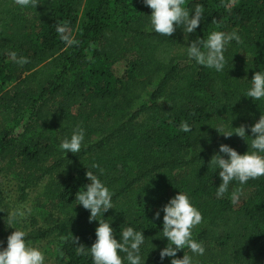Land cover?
I'll list each match as a JSON object with an SVG mask.
<instances>
[{"label": "trees", "instance_id": "1", "mask_svg": "<svg viewBox=\"0 0 264 264\" xmlns=\"http://www.w3.org/2000/svg\"><path fill=\"white\" fill-rule=\"evenodd\" d=\"M38 2L0 0V174L31 209L22 226L28 242L54 243L53 264H92L75 253L70 233L86 247L95 240L97 222L75 205V193L97 163L103 175L90 170L114 193V209L103 217H112L117 239L126 226L142 230L145 264H161L167 239L160 236L163 213L153 219V212L178 191L203 216L193 229L206 249L199 264H264V177L232 182L217 197L220 180L208 168L220 143L239 153L250 143L212 127L247 126L264 115V101L242 95L253 73L264 71V0H188L206 13L196 35L235 29L242 37L229 45L221 73L187 58L180 29L169 37L154 32L142 0ZM57 23L69 26L76 43L59 39ZM10 50L27 63H13ZM184 121L190 133L180 130ZM76 125L86 146L64 156L59 143ZM10 233L0 222V247Z\"/></svg>", "mask_w": 264, "mask_h": 264}, {"label": "clouds", "instance_id": "2", "mask_svg": "<svg viewBox=\"0 0 264 264\" xmlns=\"http://www.w3.org/2000/svg\"><path fill=\"white\" fill-rule=\"evenodd\" d=\"M15 3L20 7L35 8L39 2L15 0ZM142 3L151 9L148 20L154 32L169 37L180 29L183 33L182 39L185 41L182 44L183 52L187 58L217 73L223 72L228 64L225 52L229 45L232 42L243 43L242 37L235 29L227 32L212 30L206 37L196 35L197 28L206 14L202 3L189 4L188 0H142ZM55 31L66 46L76 43L66 23H57ZM190 34L195 38L190 39ZM8 56L13 63L19 65L27 63V57L18 56L14 50H10ZM248 80L250 86L242 95L252 98L253 101H264V71H255ZM179 127L184 133L192 131V125L187 121L182 122ZM246 127L249 134H246ZM212 128L225 139L235 134L244 140L246 137L250 140V143L247 142L248 149L244 153H239L226 143H220L217 151L209 159L208 168L216 172L220 180L216 186L217 197L228 192L232 182H238L243 186L249 180L264 177V115H260L251 125L241 124L232 127L230 123L226 128L221 123ZM85 146V129L76 125L70 134L61 139L58 147L65 156L67 152L79 153ZM87 169L85 177L88 182L75 193V205L79 204L87 210L88 221L90 223L96 221L97 227L94 230L95 240L90 247L79 243V238L73 237L70 233L71 242L76 246L75 253L90 256L92 264H145L146 237L142 230L126 226L119 230V239L116 238V230L110 226L112 217L107 219L103 217L109 209H114L112 199L114 193L100 179L103 169L99 164L92 163L90 169L98 170L100 175ZM240 195L239 189L231 193L233 200L238 199ZM161 212L163 216L160 236L167 239L166 246L159 250L161 264L165 257L170 258V264H199L196 258L202 257L206 249L202 241L193 238V229L202 223L203 216L188 193L178 191L153 212V219H160ZM30 213L31 209L26 205L13 207L7 213L8 226L15 230L6 237V246L0 247V264H45V253L28 242V232L23 227L15 226L23 224ZM62 239L66 240L68 237ZM151 245L153 249L155 246ZM185 248L188 252L183 251V256L177 258L176 253Z\"/></svg>", "mask_w": 264, "mask_h": 264}, {"label": "rangeland", "instance_id": "3", "mask_svg": "<svg viewBox=\"0 0 264 264\" xmlns=\"http://www.w3.org/2000/svg\"><path fill=\"white\" fill-rule=\"evenodd\" d=\"M147 96L144 97V99ZM95 139L90 140L87 142L91 143ZM11 178V177H10ZM150 180L146 181V185L149 183ZM40 187H38L39 189ZM19 202L17 201V192L14 186V181L10 180L9 178H4L0 174V222L6 228V230H10L11 232L15 229L8 226V217L7 213L16 206H19ZM24 224V223H23ZM23 224L15 225L16 227H22ZM48 243H40L38 246L44 253L46 257L45 264H53V252H54V243L47 241Z\"/></svg>", "mask_w": 264, "mask_h": 264}]
</instances>
